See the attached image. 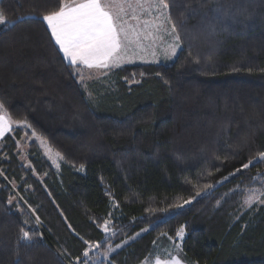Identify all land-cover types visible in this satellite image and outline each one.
<instances>
[{"label":"trees","instance_id":"trees-1","mask_svg":"<svg viewBox=\"0 0 264 264\" xmlns=\"http://www.w3.org/2000/svg\"><path fill=\"white\" fill-rule=\"evenodd\" d=\"M167 2L175 60L113 70L91 99L42 21L57 0H0L7 20L26 18L0 26V102L30 125L0 150V264H90L99 253L83 257L84 241L105 253L129 240L94 264H141L182 226L192 264H264V206L242 205L264 165L230 175L264 151V0ZM218 3L235 19L209 35L200 22ZM33 132L63 156L60 171L36 142L30 166L20 162L18 141Z\"/></svg>","mask_w":264,"mask_h":264},{"label":"snow or ice","instance_id":"snow-or-ice-1","mask_svg":"<svg viewBox=\"0 0 264 264\" xmlns=\"http://www.w3.org/2000/svg\"><path fill=\"white\" fill-rule=\"evenodd\" d=\"M57 5V10L42 15V21L50 32V39L54 41L55 46H58L63 59L73 67L74 74L78 76L85 89H87L85 81L92 78L91 73L85 75V70H96L98 79L100 75H107L111 70L125 63H133L137 59L147 63L150 62L147 57L151 56L153 58L151 62H159L155 58L165 35L171 37V42L163 46L161 52L163 56L173 59L177 56V51L182 49L181 35L172 20L167 0H62V3L61 0H57ZM232 7L218 3L212 9V14L203 15L200 26L209 35H216L217 30L225 26L226 21L235 19ZM25 19L21 17L18 20L9 21L4 13L0 12V26L7 25L13 28ZM248 70L251 71V69ZM18 123L8 115L4 104L0 102V141H3L6 134L12 133L13 125ZM22 126L30 127L26 121ZM32 135L35 136V132ZM41 143L46 145L47 142L41 139ZM49 153L51 158V149ZM54 156L60 160L64 159L59 152H56ZM262 165H264V151L257 154L256 160L249 159L230 175ZM56 167L59 168L60 165L57 163ZM80 170L83 171L82 166ZM203 187L210 189L213 185L208 184ZM200 196L201 191L197 188L194 197L185 199L173 207L181 209L192 204ZM244 204L248 208L253 205L264 206V191L250 190ZM36 219L39 221V217ZM24 224H27V221H24ZM110 224L111 221L106 220L99 226L102 227L105 236L116 235V232L110 228ZM142 231L147 232L148 229ZM40 235L42 237V234ZM139 235L140 233H137V236ZM177 235L181 241L185 239L183 226ZM80 239L83 240V237ZM21 241L31 246L33 232L21 227L18 243ZM84 243L92 248L89 241ZM127 243L125 241V244ZM95 247L99 248L101 244L96 243ZM121 247L123 245H117L116 248L109 245L104 255L108 256ZM82 255L87 258L90 253L86 250ZM77 264H79V257ZM157 264H182V261L179 257H174L168 261L158 260Z\"/></svg>","mask_w":264,"mask_h":264},{"label":"rangeland","instance_id":"rangeland-1","mask_svg":"<svg viewBox=\"0 0 264 264\" xmlns=\"http://www.w3.org/2000/svg\"><path fill=\"white\" fill-rule=\"evenodd\" d=\"M170 42H171V37L165 35L163 43L158 47V54H157V56L155 58L159 62H151L153 60V58L151 56H148L147 57V60L150 61V62H147L146 63V62H143V61L137 59L135 62L128 63L127 65H133V64H169V63L173 62L175 60V58L178 56V54H179V52H180L181 49L177 51V56L175 58H173V59H167L165 56H163L161 54L163 46H166V44L167 43H170ZM125 65L126 64H123L121 67H123ZM116 69H118V68H116ZM116 69H113V70H116ZM113 70H111L107 75H100L98 79L96 78V76H97V72L96 71H95V74L91 73L92 78L87 79L85 81V83L87 84L86 91L88 92V94L89 93L91 94L90 95V98L91 99H94V97H93V91H92V89H94L93 88V83L96 82V81L105 79L106 77H109L110 74H111V72ZM90 72H93V71H91V70H89V71L88 70H85V75H88ZM13 127H14V130H17L18 128L23 127V126H22L21 123H18V124H14ZM13 133L14 132L9 133V134H13ZM7 135L8 134H6L5 137ZM37 137L38 136L35 135V136H33V138L28 139L27 136H24L20 141H18V153L20 155V157H19L20 162L23 165L27 166V167L30 166L29 158H28L29 157L28 156V153H29L30 148H31V143L32 142H36L37 145H38V147H39V149L41 150L42 154L44 155V157L51 163V165L56 170L60 171L63 160H60V159L56 158L54 156V154L56 153V151H54L50 146H48L47 143H46V145L45 144H42L41 143V139L42 138L39 137L40 139H38ZM1 149H2V141H0V150ZM49 149H51V154H52L51 155V158H50ZM57 163L60 165L59 168L56 167V164ZM0 176L1 177H4L2 170H0ZM256 189H259L261 191H264V179H262L260 181V185L258 187L254 188L252 190H256ZM249 191L250 190H248L246 192L245 197L243 199V203H242V205L244 206L245 209H249L244 204V201L247 198V195H248ZM253 206H260V205H253ZM142 233H144V232H142ZM185 236H186V230H185ZM131 241L132 240H129L127 242L129 243ZM183 242H184V240L181 241L180 240V237L178 235H177V238L174 239V240L173 239L172 240L171 239H164V238L163 239H160L159 242H157L154 245V247H153V249H152L149 257L147 259H145V261L142 262L141 264H157V261L158 260L159 261H168V260H171L174 257H179L181 259V261H182V264H192V263L188 262L186 260V258H185V254L183 252ZM127 244L123 243L122 245L124 247ZM123 247H121V248H123ZM121 248H117V250L115 252H117ZM88 251H89V253L91 252V254L93 253V255H96L97 252L99 253V256L98 257H94L93 258L94 260L92 261V263L90 262V264H94L96 261H100L101 259H107L111 254L115 253V252H112L108 256H105L104 253H100L98 251V248H96V247H92ZM87 258H89V257H87Z\"/></svg>","mask_w":264,"mask_h":264},{"label":"crops","instance_id":"crops-1","mask_svg":"<svg viewBox=\"0 0 264 264\" xmlns=\"http://www.w3.org/2000/svg\"><path fill=\"white\" fill-rule=\"evenodd\" d=\"M125 64L127 65L128 63H125ZM88 71H89V70H88ZM91 71H93V72H90V73L95 74V71H96V70H91Z\"/></svg>","mask_w":264,"mask_h":264}]
</instances>
